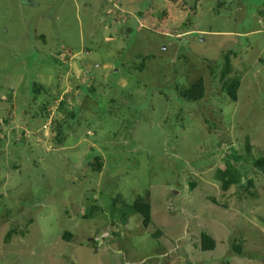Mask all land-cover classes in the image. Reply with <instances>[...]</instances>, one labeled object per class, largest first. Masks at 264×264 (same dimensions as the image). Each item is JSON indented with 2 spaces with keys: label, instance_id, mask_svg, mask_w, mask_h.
I'll return each instance as SVG.
<instances>
[{
  "label": "rangeland",
  "instance_id": "rangeland-1",
  "mask_svg": "<svg viewBox=\"0 0 264 264\" xmlns=\"http://www.w3.org/2000/svg\"><path fill=\"white\" fill-rule=\"evenodd\" d=\"M261 158L264 0H0V264H264Z\"/></svg>",
  "mask_w": 264,
  "mask_h": 264
},
{
  "label": "trees",
  "instance_id": "trees-1",
  "mask_svg": "<svg viewBox=\"0 0 264 264\" xmlns=\"http://www.w3.org/2000/svg\"><path fill=\"white\" fill-rule=\"evenodd\" d=\"M224 68L221 72V79L223 83L224 92L230 97L233 101H237V94L240 88V83L238 80H227L228 75L231 73L230 67V58L226 56L224 58ZM182 99L190 104L199 103L203 100L205 95V86L203 80H199L194 83L190 88L184 89L180 93ZM247 150L250 151V148L247 147ZM94 170L99 172L102 168V165L96 162ZM254 164L257 166H264V159H258L254 161ZM248 173H246L247 175ZM217 180L221 183L222 190L228 192L233 187H241L242 175L239 171V168L232 165L230 162L226 163V168L224 170H219L216 176ZM253 197L255 194H251ZM116 201L121 202L125 205V202L122 198L118 197ZM115 204V201H113ZM133 210L143 217V225L145 228H149L152 223V208L151 205L143 199V197H138L134 204ZM67 237H71L68 233ZM216 249V242L209 235L203 234L201 237V250L202 252H213Z\"/></svg>",
  "mask_w": 264,
  "mask_h": 264
}]
</instances>
